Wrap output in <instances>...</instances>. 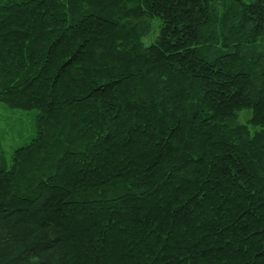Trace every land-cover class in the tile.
I'll use <instances>...</instances> for the list:
<instances>
[{"label":"trees","instance_id":"1","mask_svg":"<svg viewBox=\"0 0 264 264\" xmlns=\"http://www.w3.org/2000/svg\"><path fill=\"white\" fill-rule=\"evenodd\" d=\"M0 101V264H264V0H0Z\"/></svg>","mask_w":264,"mask_h":264},{"label":"rangeland","instance_id":"2","mask_svg":"<svg viewBox=\"0 0 264 264\" xmlns=\"http://www.w3.org/2000/svg\"><path fill=\"white\" fill-rule=\"evenodd\" d=\"M153 22L152 32L144 37L146 45L155 41L160 30V20L155 18ZM37 113V109L11 108L0 101V139L8 162H12L13 153L18 147L28 144L36 135Z\"/></svg>","mask_w":264,"mask_h":264}]
</instances>
